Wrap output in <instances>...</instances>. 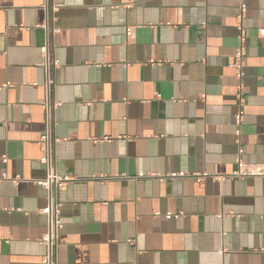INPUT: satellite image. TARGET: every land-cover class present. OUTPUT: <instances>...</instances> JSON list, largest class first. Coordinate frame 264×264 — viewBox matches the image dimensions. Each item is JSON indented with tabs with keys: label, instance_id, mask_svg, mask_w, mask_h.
<instances>
[{
	"label": "crops",
	"instance_id": "1",
	"mask_svg": "<svg viewBox=\"0 0 264 264\" xmlns=\"http://www.w3.org/2000/svg\"><path fill=\"white\" fill-rule=\"evenodd\" d=\"M46 43L57 264H264V177L230 176L239 147L264 162V0H0V264H43Z\"/></svg>",
	"mask_w": 264,
	"mask_h": 264
},
{
	"label": "built area",
	"instance_id": "2",
	"mask_svg": "<svg viewBox=\"0 0 264 264\" xmlns=\"http://www.w3.org/2000/svg\"><path fill=\"white\" fill-rule=\"evenodd\" d=\"M245 12L244 5L239 6V13L236 17V30L238 45L235 48L233 62L231 67L235 69V76L237 78L236 84V98L237 106L233 114V121L235 126V135L239 136L241 133V125L243 124L244 111L242 103V76H243V67L244 62L243 58L245 55V45H246V34L244 26L242 23L243 15ZM126 35L129 36L131 28L128 26L126 28ZM41 52L44 56L43 66L46 71V87L47 93L45 98L41 102V108L44 111V129L39 137V144L42 148V156L39 159V162L42 164L45 171L44 178L36 180L38 184L43 186L46 190V206L40 211L46 216V230L42 235L40 242L45 247V253L42 257L43 264H57V248L60 243L63 241L62 237V219H61V206L62 202L60 201V192L63 190L68 178L59 175L55 169V156H54V146L56 142V137L54 134V129L56 125L55 120V110L58 106V103L52 101L49 95V88L53 83L51 72L55 67L58 66V61L54 58H50L48 53V43L41 47ZM9 84H1L0 89L7 87ZM112 138L105 136L102 138H96L95 141H110ZM243 150L241 147L238 148L236 157H235V170L230 174L234 178H258L264 177V162L262 163H251L246 162L242 159L241 155ZM2 161H6V156L0 157ZM167 176H158L161 179L165 177H183L190 175L195 178L197 182H202L204 177L208 176V173H188L184 171L170 172L166 174ZM98 178H103L104 176H93ZM7 179L5 174L0 176V180ZM215 179L220 180L222 176H216ZM168 217H177V214H168Z\"/></svg>",
	"mask_w": 264,
	"mask_h": 264
}]
</instances>
